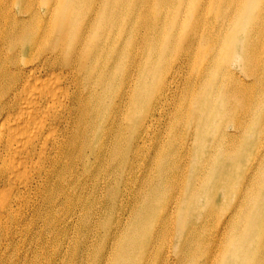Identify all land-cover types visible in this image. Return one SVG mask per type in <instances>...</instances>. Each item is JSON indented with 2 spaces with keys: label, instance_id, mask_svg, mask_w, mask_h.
Returning a JSON list of instances; mask_svg holds the SVG:
<instances>
[{
  "label": "bare ground",
  "instance_id": "1",
  "mask_svg": "<svg viewBox=\"0 0 264 264\" xmlns=\"http://www.w3.org/2000/svg\"><path fill=\"white\" fill-rule=\"evenodd\" d=\"M263 56L264 0H0V264H264Z\"/></svg>",
  "mask_w": 264,
  "mask_h": 264
},
{
  "label": "rangeland",
  "instance_id": "2",
  "mask_svg": "<svg viewBox=\"0 0 264 264\" xmlns=\"http://www.w3.org/2000/svg\"><path fill=\"white\" fill-rule=\"evenodd\" d=\"M261 45H259V47H260ZM262 58H264V56L262 57ZM176 130V133L179 135H182L183 136V138L185 139V141H186V138H187V134L189 133V130H188V128H176L175 129ZM164 137H165V142L166 143H168L170 140H172V138L170 137H168V136H166V134H164L163 135ZM177 141V143L172 147V148H170L169 149V152L171 153V156H170V158H172V157H181V156H184V154H185V152H186V150H188L189 149V144H188V142H184L183 141V139H181V137H180V139L179 140H176ZM193 148V149H192ZM191 149H192V151L194 150V147H192ZM164 149L165 148H163V151H164ZM149 154H150V159L153 157V155L154 154H156V149L155 148H152L150 151H149ZM204 156V153L202 154V157ZM201 157V158H202ZM179 162H181V161H177V163H178V165H179ZM190 162H192V158H191V160H190ZM237 164H239L240 163V161H237L236 162ZM178 165L176 166V167H178ZM191 165H192V163L190 164V166H189V168H188V178H187V175L185 174L182 178H180V184L183 186L185 183H186V181L187 180H191L192 179V167H191ZM187 166H188V164L186 165V170H187ZM151 167V162H150V164H149V168ZM175 169V168H174ZM150 176V173H149V171L147 172V178ZM155 183H158V180H155V181H151L150 182V185H153V184H155ZM149 184L147 185V187L145 188V189H147V190H145V192L144 193H147L148 195H149V189L151 188V186H150ZM133 186H135V184L133 185ZM140 186V185H139ZM136 195H137V192H136V194L134 193L132 196H131V200H132V202H131V204L132 203H134L135 202V200H136ZM169 197H170V194H169ZM169 197H168V201H169ZM166 199H167V197L164 199V201L163 202H165L166 201ZM162 202V203H163ZM172 203H175V201L174 200H171L170 201V204H172ZM238 203V198H234L233 200H232V207H235L236 206V204ZM129 215H130V213L128 214V217H129Z\"/></svg>",
  "mask_w": 264,
  "mask_h": 264
}]
</instances>
